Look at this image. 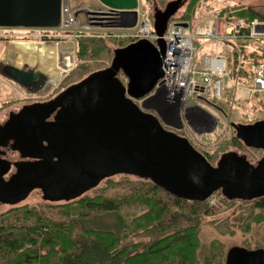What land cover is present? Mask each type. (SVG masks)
<instances>
[{
	"label": "rangeland",
	"instance_id": "1",
	"mask_svg": "<svg viewBox=\"0 0 264 264\" xmlns=\"http://www.w3.org/2000/svg\"><path fill=\"white\" fill-rule=\"evenodd\" d=\"M175 1L139 0V11L145 13L146 19L150 21L149 14L153 16L156 7L165 9L168 3ZM182 1L181 8L175 14L176 19L181 21L194 20L193 22L195 23L202 22L206 18L214 19L218 17L216 16L217 11L230 8L234 5L264 12V0H197L194 8L190 12L189 6L193 0ZM86 4L87 2L85 0H77V5L80 6V10H84L83 6ZM91 10L94 9H89L87 12ZM88 16L91 17L89 14ZM163 19L164 17L159 16V23ZM89 28L91 29H73L69 34L62 35H58L57 31L44 32L42 28H0V123L6 121L11 112L19 111L24 105L48 100L60 91L81 81L91 72L106 69L111 64L116 49L126 46L131 41L135 42L140 39L135 37L136 33L134 31H107L100 30L102 27L96 29L94 26H89ZM100 33H106L110 38L106 37L105 42L93 37L100 36ZM42 34L45 36H41ZM81 35H85L86 37H80ZM24 42L29 43L28 45L31 47V50H34V48L36 50L38 48L40 49L45 47L44 45L53 47L58 43L59 46L63 45L65 49L74 50L78 58L76 61V56L73 59L72 53H62L60 52V48H56L57 54L52 55V57L47 54L45 56L42 54L39 55L36 50L34 52H28L22 44ZM202 42L201 39L196 40V45L200 47L199 56L216 54L212 45L202 47ZM31 44H35L36 46L33 47ZM58 54L64 55L67 71L56 70L57 64L62 61L60 56L58 57ZM7 64L17 65L26 69L42 70L50 79V85L48 84V87L41 92L32 93L31 90L24 89L3 73V67ZM69 67H75L74 71H70ZM229 87L230 82L228 81L226 82V90ZM154 91L155 88L147 95V99L143 102L146 109L156 114L166 129L188 138L193 146L206 155L212 163H217L222 155L231 151L246 155L252 163H257L262 158L263 153L261 150L243 149L240 146L241 144L236 140L237 131L235 129L236 125L255 122L256 120H251V118H253L254 113H259L258 111H251L249 115L242 117V113L239 111L243 109L242 105L237 108L238 110L232 111L220 110L216 104H207L203 101L192 103L182 100L179 103H170L177 99V97L173 98L175 95L174 91L169 97L166 96L164 91H159L153 95ZM259 114L262 115L263 113L260 112ZM100 154L89 149L86 152V157L91 160L95 158L104 159V157L99 156ZM9 155L10 160H18V154ZM174 180L175 178L171 180L165 177L154 176L153 181L174 193L180 194V188ZM147 182L130 175H116L105 179L99 185L97 184L98 186H93L94 188L91 187L84 190L82 196L85 198L90 197V199L101 196L107 199L120 200L122 204L120 209L124 216L119 213L117 214L124 218V225L128 226V224H131V226H134L136 217L144 213L147 206H143V203L140 206L126 208L122 200L132 197L136 190L139 192L145 190L143 188L144 186L149 187ZM140 188L143 189L138 190ZM160 196L163 203H166L165 206L168 210H171L173 214L175 212L178 219H181L179 213H185L188 214L190 220H194V226H197V242L199 243L197 257L201 261L198 264H225L227 252L234 246L246 247L250 250L264 249V208H258L253 203H244V200L231 203H227L224 200L226 208L217 209L207 205V212L204 211L206 213L190 214L188 213V210L191 208L190 205H187L188 210H180L177 212L174 200L171 197L166 193H160ZM78 198H76L77 200L72 199L70 201L49 202L43 200L40 191H33L27 200L18 205L0 204V221L3 222L5 219H9L7 217L13 215L22 216L25 212L29 211L23 217H19L21 219L11 223L22 227L32 225L38 219L37 216L41 215L42 222L47 224L45 226L48 229L44 237L40 232L22 236L21 233L25 232L19 227H15L11 231L6 230L5 233L0 232V264L31 263L25 262L29 259H34L29 258L28 254H35L36 252L38 254H48L51 246L50 248L47 247L48 245L45 244V239L56 234H62L56 232L50 233L49 231L53 229L52 224L55 226L61 225L63 221L66 222V225L69 223L72 226L66 232L71 233L72 236L80 237L82 236L80 234L82 232L81 229L84 227L90 229H110L118 228L117 225L122 223V220L114 212L99 213L87 218L80 217L78 212L85 213L87 210L85 211L84 209V200H78ZM165 217L170 218V215L168 214ZM161 220H152L155 229H152V227L146 229V222L141 230L134 232L142 234L137 237V241L142 240L148 243L154 234H159L160 226L165 224L164 220ZM174 223L176 226L179 224L181 229L185 225ZM74 224L78 228L76 226L73 227ZM156 224L158 225L156 226ZM166 224L169 226V222ZM147 231L151 232L145 235ZM9 233L13 237L20 236L22 238L23 245L20 249L15 250L11 248L5 241L4 245H2L1 241ZM1 234H6V236L2 237ZM134 235L132 232H129L126 243L134 242ZM34 239L37 240V245H32L33 242L31 240L34 241ZM57 240L58 244L55 248L57 251H63L65 241L63 243L62 239L57 238ZM225 250L226 253L221 258L220 252L223 254Z\"/></svg>",
	"mask_w": 264,
	"mask_h": 264
},
{
	"label": "water",
	"instance_id": "2",
	"mask_svg": "<svg viewBox=\"0 0 264 264\" xmlns=\"http://www.w3.org/2000/svg\"><path fill=\"white\" fill-rule=\"evenodd\" d=\"M63 2L64 0H0V28H58L62 21ZM88 3L95 10L100 7L105 10L101 13H95L96 20L87 19L86 14L82 12V17L88 20V26L96 28H134L138 24L139 0H88ZM74 5H76L75 1ZM177 9L178 7H175L174 2H171L165 11L156 13V29L159 36L165 34L168 22ZM159 16L164 17L161 23H159ZM86 19L84 21H87ZM177 25L187 27L188 23L179 22ZM158 45L143 38L116 49L112 67L90 75L86 80L70 87L66 93L75 92L86 85L91 86L95 81L106 77L109 73L114 74L122 68L128 78L127 89L124 87L122 89L124 97L125 94H128L137 100L146 98L155 88L158 80L164 76L162 64L165 41L161 38L158 40ZM3 73L9 79L31 91H36L32 87L39 85L41 80L46 81L48 79V76L42 70L25 69L11 64L3 67ZM44 85L45 82L41 86ZM99 93L100 91H97V94ZM62 97L50 103L26 106L23 110L25 116L35 118V120H30L33 126V131L31 130L33 145H28L35 152L24 153L23 155H31L37 158L42 156L45 159V165L24 167L20 163L18 173L13 177H21V183L16 190L7 192L2 186L9 182H2L1 179H4L3 176L10 171L11 164L8 160L0 158V200L11 201L25 198L32 189L42 187L51 179L58 181L67 174L64 161L74 158L73 150L66 149L68 146H64L62 142V138H69L68 135L55 132L54 136L60 149L54 153L61 159L58 162L53 160L55 156L53 158L49 157L47 147L43 144L42 139L48 140L51 137V134L47 135L49 129L55 127L64 128L68 134H77L81 138L80 142L82 144L88 142L89 149L101 153L99 156L104 157V159L95 158L93 160L88 158L89 161L84 163L85 170L81 172L82 176L77 175L75 172L70 177L73 187L54 194L58 198H63L62 200L70 201L81 197L84 190L98 186L104 177L113 176L119 172L137 174L145 178H151L152 181L154 176L171 180L175 178L174 181L180 188V194L174 193L158 183L156 184L179 197L187 199H206L219 186H223L224 195L228 199L253 200L264 197V154L257 165H252L245 155L239 157L231 152L223 155L219 163L220 167L214 170L205 160V156L198 152L188 139L167 130L159 119L151 118H139L138 122L131 128L127 124V131L124 130L126 132L115 144L109 147V139L107 138L106 147H104L102 138L94 131L93 123L98 119L117 118L123 112V108L116 106L101 108L85 105V102H83L77 105L76 110L69 112L71 103L66 107L63 106L60 101ZM113 99L117 101L115 96ZM130 103L132 102L130 101ZM60 105L62 109L59 117L78 116L83 120H76L77 122H72L73 120L48 122L42 120L51 117ZM32 106L36 108L30 109L33 108ZM128 106V111H130L132 104H128ZM132 111L134 114H140L136 110ZM22 115H19V117ZM16 121L18 124L23 122V120H11L5 125H7L6 129L9 131H14L12 133L13 138L20 142L22 133L18 131ZM235 129L237 137L247 147L264 152V120L250 124H239L235 126ZM7 139L8 137L5 140H0V142ZM89 139H95L97 144L90 142ZM117 146L122 148L121 155L124 154L125 149L126 159L120 167L114 168L112 162L108 159V149ZM62 151H64L63 154L59 155ZM82 151L80 150L79 155L84 159L81 155ZM75 167L77 165L71 164L68 169L73 170ZM213 186L216 188L212 189ZM225 264H264V249L250 250L246 247L234 246L228 250Z\"/></svg>",
	"mask_w": 264,
	"mask_h": 264
},
{
	"label": "trees",
	"instance_id": "3",
	"mask_svg": "<svg viewBox=\"0 0 264 264\" xmlns=\"http://www.w3.org/2000/svg\"><path fill=\"white\" fill-rule=\"evenodd\" d=\"M196 1L197 0H193L190 3L189 12L192 11V9L194 8ZM182 3L183 1L181 2V0H176L174 2L175 7H178L177 10L181 8ZM170 4L171 2L166 5L165 9L156 7L153 16L149 14L150 23L154 32H157L156 13L158 11H165ZM175 14L171 16L166 31L173 23L181 21L176 19ZM216 16H228L229 18H243L247 21L259 19L260 21L264 22V12L254 11L249 8H244L243 6L238 5H234L230 8H225L220 11H217ZM42 31L45 32L51 30ZM99 35L100 36L93 37L105 42L107 39L106 37L110 38V36H108L106 33H100ZM80 37L86 36L81 35ZM133 42L131 41L127 45ZM231 45L227 46L224 49V52L229 56V74L231 81L235 86L239 85L252 88V81L254 76L256 75L257 68L262 62H264V40L251 41L247 38L240 39L234 43V45H236L239 49L238 52L235 51L234 47ZM114 57L115 52L111 62L113 61ZM77 58L78 57L76 56V60ZM75 67H73L71 71H74ZM102 70L104 69L93 71L89 75L95 74ZM232 83L230 82V87L226 90L225 98L222 101L216 103L217 107H219L220 110L225 109L234 111L238 110L237 108L242 105L243 109L239 110L240 113H242V117H246L250 114L251 111H258L259 113L262 112L263 114L260 115L259 113H254V116L253 118H251V120H264V100L261 98V96L258 93L253 92L250 100L236 102L233 98L235 86ZM236 140H238V142L241 144L240 146L243 147V149H249L244 144V142L240 140L237 136ZM262 153L264 154L263 151ZM263 154L261 157H263ZM147 185L149 187L144 186L143 188H145V190H143L142 192L136 190L132 197L122 200L126 208L140 206L143 203V206H147L145 212L136 217L134 226H131V224H128V226L124 225V218L119 215H123L120 209L122 206L120 200L107 199L101 196L93 197L90 199V197L85 198L84 196H81V198H78V200H84V209L85 211L87 210V212H78V215L80 217L87 218L91 215L99 213L114 212L116 213L115 215H117L120 220H122V223L120 225H117L118 228L110 229H90L84 227L83 229H81L82 232L80 234H82V236L80 237L72 236L71 233L66 232V230H68V228L72 226L69 223H67L66 225V222L63 221L61 225L55 226L54 224H52L53 229L49 232H56L62 234H56L45 239V244L48 245L47 247L50 248L51 246V250L48 252V254H38V252H36L35 254H28L29 258L34 259H29L28 261H25L31 262L26 264L201 263V261L197 257L199 243L197 242V226H194V220H190L188 214L185 213H179L181 215V219H178V216L175 215V212L173 214L171 210L169 211L168 208L165 206L166 203H163V201L161 200L160 193H166L169 197L174 200V205L177 212H179L180 210H188L187 205H190L191 208L190 210H188V213L190 214L206 213L207 205H210L208 202V198L203 200L182 198L167 191L166 189L154 183L153 181H148ZM143 188H140L138 190H142ZM217 195L222 196L220 194ZM223 200H225L227 203H231L225 197H223ZM247 202L256 204L258 208H264V197L260 199L256 198L255 200H244V203ZM210 207L212 206L210 205ZM28 212H25L22 216L13 215L11 217H7L9 219H5L3 222L0 221V232L5 233L6 230L11 231L15 227H19L25 232L21 233L22 236L37 234L38 232H40L41 235L44 237L47 234L46 232L48 231V229L46 228L47 226H45L47 224L42 222L43 219L41 215L37 216L38 219L36 220V222L32 223V225L22 227L15 225V223H11L13 221H17L18 219H21L19 217H23ZM165 214H169L170 218H166ZM153 219H155L156 221L162 219L165 222V224L160 226L159 234H154L148 243L142 240L137 241V237L141 236L142 234L134 232H138L139 230H141V228L146 222V229L149 227L155 229L154 225L152 224ZM167 222H169V226L166 224ZM174 222L180 223L181 225H185H183V229H181V226L179 224H177L176 226ZM157 225L158 224H156V226ZM74 226H76V224H74L73 227ZM129 232L135 234L133 236L134 242L131 241L130 243H126ZM150 232L151 231H147L145 235H148ZM8 235L9 237H7ZM1 236H6V234H1ZM7 236V238L5 237L6 239L4 238L1 241L2 245H4V243L6 242L11 248H14L15 250H18L22 247L23 241L21 240L22 238L20 236L13 237L12 235H10V233L7 234ZM57 238L62 239L63 243L65 241L63 251H57V249L55 248V246L58 244ZM31 242H33L32 245L38 244L37 240L35 239L34 241L31 240ZM220 253L222 258L223 255L226 253V250L223 254L222 252Z\"/></svg>",
	"mask_w": 264,
	"mask_h": 264
},
{
	"label": "built area",
	"instance_id": "4",
	"mask_svg": "<svg viewBox=\"0 0 264 264\" xmlns=\"http://www.w3.org/2000/svg\"><path fill=\"white\" fill-rule=\"evenodd\" d=\"M74 1L77 0L63 2L61 24L54 29L58 35L69 34L73 29H91L87 25V19L90 18L87 10L93 8L87 1L84 6L86 9L80 10L78 5H74ZM82 12L86 14L87 19L82 17ZM146 18V14L139 11V21L134 28H102L100 30L134 31L135 37L146 38L157 46L161 38L165 41L162 64L164 76L158 80L153 95L164 91L169 97L174 91L173 98L177 97V99L168 101L170 103H179L184 100L192 103L203 101L214 105L222 101L226 96V82L232 83L229 74V56L224 49L232 44L231 46L238 52L239 49L234 43L243 38L251 41L264 40V22L259 19L247 21L243 18L223 16L214 19L206 18L197 23L193 22L194 20L188 21L187 27L173 23L163 36H159L151 28L144 31L147 23L150 24ZM85 19L87 21H84ZM198 39L203 41L202 47L212 45L216 54L199 56L200 47L196 45ZM252 84V88L233 84L235 86L234 101L250 100L253 92L258 93L264 100V62L258 66ZM208 202L217 209L225 207L224 202L216 195L211 196Z\"/></svg>",
	"mask_w": 264,
	"mask_h": 264
},
{
	"label": "flooded vegetation",
	"instance_id": "5",
	"mask_svg": "<svg viewBox=\"0 0 264 264\" xmlns=\"http://www.w3.org/2000/svg\"><path fill=\"white\" fill-rule=\"evenodd\" d=\"M113 65H114V63L111 62V64H109L105 70L112 67ZM88 77H90V75L85 77L84 79H82L79 82L86 80ZM44 82H45V85L41 86ZM50 82L51 81L49 78L46 81L44 79L41 80V83L39 85L32 87L33 90H36V91H32V93L41 92L43 89L48 87V84L50 85ZM79 82H77L75 84H78ZM75 84H73V85H75ZM73 85L69 86L68 88H66L62 91H60L58 94H56L54 97H52L48 100L37 101V102H34L32 104L24 105L19 111L11 112L9 114L8 118L6 119V121H4L3 123H0V140H5V138L8 137V139L6 141L0 142V144H1L0 145V151H1L0 158L8 160L11 164L10 171L6 175L3 176L4 179H1L2 182L3 181L9 182V183L4 184L2 186L7 192L16 190L17 186L21 183V177H19V176L13 177V175L18 173L20 163H22L24 167H30V166H34V165H37L39 167V165L40 166L45 165V159L42 156H40V158H37V157L31 156V155H27V156L23 155L24 153L35 152L34 149L28 147V145H33L31 142V137H32L31 130L33 131V126L31 125L30 120H35V118H33L31 116H25L23 110L25 109L26 106H30L33 104H34L33 106H36V105H39L42 103H50V102L56 100L57 98L64 96L60 99V101L62 102V105L65 107L71 103V106L69 107V112H73L74 110H76L77 105H80L83 102H85V105H92V106L101 107V108L115 107V106L116 107H122L123 112L121 114H119L117 116V118L109 117V120L98 119V120H95V122L93 123L94 131L102 138L104 147H106L107 138L109 139V147H112L115 144V142L127 131V124L130 125V128H131L133 125H135L138 122L139 118H142V119L151 118V119H155V120L159 119L156 114L150 112V110H147L145 107V104H143L144 100L147 99V97L142 98V99H138V100L130 97L128 94H125V97H124V95L122 94L124 91L122 89H123V87L125 89H127L128 78H127V76H126V74L122 68H120V70H117V72H115L114 74L109 73L108 75H106V77L95 81L91 86L86 85V86L79 88L75 92L66 93L69 90V88L72 87ZM90 90H91V92H89ZM97 91H100V93L97 94ZM114 96L117 99V101L113 99ZM130 101L132 103H130ZM128 104H132V108L130 111H128V109H129ZM35 108L36 107L30 108V109H35ZM61 109H62V106L60 105L56 108V110L54 111V113L52 114L51 117H47V118L42 119V120H47V122L53 121V120L54 121L55 120H73L72 122H77L76 120H83L81 118H78V116L77 117L73 116V117H69V118H65L62 116L59 117L61 115ZM132 110H136L140 114H134V112ZM21 114H23V115L21 117H19V115H21ZM133 114H134V116H133ZM115 119H117V120H115ZM11 120H23V122H21L20 124H18L17 121L15 123L16 126L18 127V131H20V133H22V135H20L21 136L20 142H17V139L15 140L13 138L12 133L14 131H9L8 129H6L7 125H5V124ZM144 121H147V120H144ZM159 121L161 122L160 119H159ZM97 124H98V126H97ZM161 124L163 125L162 122H161ZM163 127H165V126L163 125ZM124 130H126V131L124 132ZM55 132L68 135L69 138H62V142H63L64 146H68L66 149H68L70 151L72 149L73 153H74V158L72 160L64 161L65 171L67 172V174L64 175L58 181L51 179V180H48L45 183V185H42V183H41L42 187L39 186V187L32 189L25 198L15 199V200H11V201L0 200V204L12 205V206L18 205V204L24 202L25 200H27L31 196L33 191H40L42 194L43 200H45V201L61 202L63 198H58V197L54 196V194L61 193L64 190L71 189L73 187V184L70 181V177H72V175L75 172L77 175L82 176L81 172L85 170L84 169L85 168L84 163H86V161H89V159L85 156V152L89 149L88 142L82 144V142H80L81 138L77 134H68V133H66V130L64 128L55 127L54 129H49V131L47 133V135L51 134V137L48 139L49 141L47 139H42V140H43L44 146L47 147L49 157L53 158L55 156L53 158V160L57 161V162L60 159V157L58 155L56 156L54 153H55V151H59L60 149H59L58 144L56 142V137L54 136ZM177 135L181 136L179 134H177ZM181 137H183V136H181ZM184 138H186V137H184ZM186 139H188V138H186ZM89 141L97 144V141L95 139H92V140L89 139ZM83 149H84V151H82ZM249 149L258 150V149H252V148H249ZM80 150L82 151L81 155L84 157L85 160L83 158H81V156L79 155ZM121 150H122V148L120 146L114 147L112 149H108V159L112 162V165L114 166V168L120 167L126 159L125 149H124L123 155H121ZM63 152L64 151H62L59 155H62ZM198 152H200V151H198ZM231 152L235 153L239 157H244V155L240 154L239 152H235V151H231ZM231 152H228V153H231ZM228 153H225V154H228ZM9 154H18V160H15V161L10 160L11 158H10ZM204 156L206 158L205 160L208 162V164L211 168L216 170L220 167L219 163L221 162L223 155L218 160L217 163H212V161H210L206 155H204ZM246 158H247V156H246ZM247 160H248V158H247ZM249 162L252 165H257V163H258V162L252 163L251 161H249ZM71 164L77 165V167H75L73 170H69L68 167ZM116 175H130V176L138 177V178L145 180V181H152L151 178L150 179L145 178L144 176H139L137 174H131L128 172H119L113 176H116ZM113 176L104 177L100 181V183L103 182L105 179L111 178ZM208 179H211V178H208ZM242 185H244V184H242ZM213 188H216V187L213 186L212 189ZM223 190H224L223 186H219L215 189L214 193L224 195ZM224 196L226 197V195H224ZM260 198H262V197H259L257 199H260ZM229 200H233V199H229Z\"/></svg>",
	"mask_w": 264,
	"mask_h": 264
},
{
	"label": "bare ground",
	"instance_id": "6",
	"mask_svg": "<svg viewBox=\"0 0 264 264\" xmlns=\"http://www.w3.org/2000/svg\"><path fill=\"white\" fill-rule=\"evenodd\" d=\"M85 2H87V0H85ZM75 4L77 5V1H75ZM79 8H80V6H79ZM83 9H86L84 6H83ZM103 11H105L103 8H98V9H94V10H91V11H88V14L89 15H91V17H90V19L91 20H95L96 19V15H95V13H101V12H103ZM77 12V11H76ZM75 12V13H76ZM211 17V16H210ZM150 23V22H149ZM150 28L152 29V26H151V24H148L147 23V25L144 27V31H148V30H150ZM100 29H102V28H100ZM22 44H24L23 46L25 47V49L28 51V52H34L36 49L34 48V50H31V47L28 45L29 43L28 42H24V43H22ZM244 46V45H243ZM242 46V47H243ZM247 47V46H246ZM36 52L40 55V54H42L43 52L45 53V54H47V55H53L54 53H56V47H42V48H38L37 50H36Z\"/></svg>",
	"mask_w": 264,
	"mask_h": 264
},
{
	"label": "crops",
	"instance_id": "7",
	"mask_svg": "<svg viewBox=\"0 0 264 264\" xmlns=\"http://www.w3.org/2000/svg\"><path fill=\"white\" fill-rule=\"evenodd\" d=\"M45 44V43H44ZM24 45V44H23ZM33 47H35L36 45L35 44H31ZM41 46H43V45H41ZM45 47H47L46 45H44ZM49 46V45H48ZM53 47H56V48H60V52H62V53H68V52H70V53H72V57H73V59H75V52H74V50H68V49H65L64 47H63V45L62 46H59V44L57 43V44H55V46H53ZM51 48V47H50ZM57 53H54L53 55H56ZM42 55H44L45 56V53L43 52L42 53ZM50 56V55H49ZM60 56V59H62V61H60L57 65V71H60V70H63V71H67L66 70V64H65V62H64V55H60V54H58V57ZM51 57H52V55H51ZM45 58V57H44ZM56 58V57H55ZM47 59V58H46ZM52 59V58H51ZM50 59V60H51ZM57 59V58H56ZM75 62V61H74ZM60 65H62L61 67H60ZM67 66H68V64H67ZM70 68L71 67H69V70H70ZM39 70V69H38ZM68 70V71H69ZM201 117H202V115H200Z\"/></svg>",
	"mask_w": 264,
	"mask_h": 264
}]
</instances>
